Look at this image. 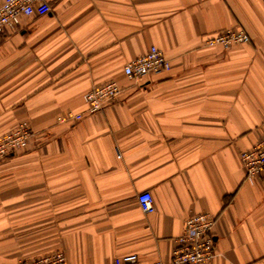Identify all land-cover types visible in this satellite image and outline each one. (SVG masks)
Instances as JSON below:
<instances>
[{
    "label": "crops",
    "instance_id": "0c3cea01",
    "mask_svg": "<svg viewBox=\"0 0 264 264\" xmlns=\"http://www.w3.org/2000/svg\"><path fill=\"white\" fill-rule=\"evenodd\" d=\"M43 3L0 38V138L21 123L34 132L0 159V264L58 251L68 264H171L196 214L214 218L205 264H264V177L248 184L240 157L264 140V0ZM237 29L248 43L205 45ZM152 46L171 69L128 79ZM108 81L117 101L88 114ZM69 113L82 118L58 122Z\"/></svg>",
    "mask_w": 264,
    "mask_h": 264
},
{
    "label": "built area",
    "instance_id": "2783aa9c",
    "mask_svg": "<svg viewBox=\"0 0 264 264\" xmlns=\"http://www.w3.org/2000/svg\"><path fill=\"white\" fill-rule=\"evenodd\" d=\"M48 7L43 0H3L0 7V38L10 30L20 27L22 17L44 15ZM250 41L248 34L242 30H227L208 38L205 45L219 46L229 49L233 45L245 44ZM171 69V62L164 52L152 46L150 51L127 63L124 75L135 82L141 83L151 75ZM121 94V87L116 81H108L94 87L87 95L88 114L104 110L108 105L117 101ZM81 115L69 113L60 116L59 123H68L81 119ZM34 139V132L29 124L21 123L0 138V159H5L19 151L27 149ZM241 161L245 167V181L254 186L264 177V140L251 150L241 154ZM141 209L149 214L154 211L153 197L150 193H143L138 198ZM214 218L209 214L190 216L184 224V230L175 242L171 264H205L217 256V245L212 233ZM17 264H68L65 254L58 251L54 254ZM115 264H141L137 255H126ZM161 264V263H156Z\"/></svg>",
    "mask_w": 264,
    "mask_h": 264
}]
</instances>
